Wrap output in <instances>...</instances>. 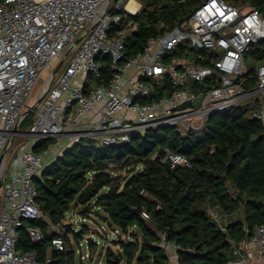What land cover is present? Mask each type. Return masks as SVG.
<instances>
[{"label": "built area", "instance_id": "1", "mask_svg": "<svg viewBox=\"0 0 264 264\" xmlns=\"http://www.w3.org/2000/svg\"><path fill=\"white\" fill-rule=\"evenodd\" d=\"M129 1L0 0V157L6 149L0 185V264H55L48 251L40 259L36 252L17 250L23 227L30 241L44 238L28 221L50 223L36 202L33 182L43 168V152L34 149L42 140L65 138L69 145L85 141L107 147L166 126L201 136L210 115L245 102L264 126V63L257 67L255 86L245 87L241 79L244 54L264 39V19L255 9L202 0L188 18L149 37L140 51L127 57L124 38L131 23L119 26L127 14L139 10L136 2L135 10H129ZM67 56L68 64L52 77L51 62L63 63ZM105 56L111 72L105 84H96ZM42 71L48 72L45 79ZM205 80L215 84L208 87ZM36 84L40 87L33 93ZM27 110L32 117L24 130L20 125ZM161 161L171 168L190 166L184 154L167 149ZM140 215L149 220L145 210ZM100 232L109 241L104 226ZM111 232L110 242L120 236L117 228ZM166 235L160 232L154 245L179 264L180 247ZM89 239L98 244L88 238L87 248ZM49 240V251H73L61 233ZM83 240L76 242L79 248ZM230 252L226 264H264V224L256 226L242 245L232 244ZM79 253L81 260L90 257Z\"/></svg>", "mask_w": 264, "mask_h": 264}, {"label": "trees", "instance_id": "2", "mask_svg": "<svg viewBox=\"0 0 264 264\" xmlns=\"http://www.w3.org/2000/svg\"><path fill=\"white\" fill-rule=\"evenodd\" d=\"M136 14H127L119 28L126 26L124 51L133 56L149 37L164 34L188 18L202 0H135ZM235 7L249 6L264 19V0H225ZM96 84H105L111 72L107 56ZM249 60V62H247ZM206 63V62H205ZM264 63V39L252 44L244 54L243 86L257 83V67ZM210 87V80H205ZM254 107L241 103L225 113H214L206 121L204 133L180 132L166 126L133 134L120 145L97 147L90 142L74 143L63 149L40 174L34 177L36 202L47 216L28 221L44 235L39 243L30 241L25 228L19 229L17 250L47 253L49 237L57 226L66 244L83 239L87 226L66 228L67 214L83 219L99 217L120 236L107 245L105 264H166L164 250L154 245L158 234L177 243L179 264H226L231 245H242L253 229L264 224V126L252 116ZM32 112L20 126L27 127ZM56 140L39 142L42 153ZM184 154L190 166L171 168L161 159L164 152ZM124 173V174H123ZM232 188V191L230 190ZM143 190L144 194H141ZM230 215L220 227L207 209ZM241 208V217L235 212ZM149 220L141 218V211ZM129 235L123 239L121 235ZM95 243L89 239V248ZM53 257L58 255L52 251ZM60 261L73 264V251L59 254Z\"/></svg>", "mask_w": 264, "mask_h": 264}, {"label": "rangeland", "instance_id": "3", "mask_svg": "<svg viewBox=\"0 0 264 264\" xmlns=\"http://www.w3.org/2000/svg\"><path fill=\"white\" fill-rule=\"evenodd\" d=\"M70 56H67L65 58V60L63 61V63L61 64L59 71H61L63 69V67L68 64ZM247 62H249V60H247ZM58 63V60H53L51 62V66H53V68L56 67ZM48 76V72L42 71L41 72V78L45 79ZM40 87L39 84H36L33 93L37 92L38 88ZM124 116H130L129 114L124 113ZM21 129H26V127L21 126ZM65 138H59V139H55V143H52L50 147L47 148L46 151L43 152L42 155V160H44V158H49L51 157V155H53L55 158L57 155L60 154V151H57L55 149L59 148L58 146L64 141ZM18 140V138H15V142ZM97 147H100L99 145H97ZM101 148V147H100ZM124 174V173H123ZM207 212L209 213V215L211 217H214L215 219H219L220 223L224 224V217L223 214L217 210V209H207ZM235 217H241V208H238V211L235 212ZM67 218L68 221L70 222V224L72 225V229L74 231H77L80 228V224H83L85 226L88 227V229L83 231V245L81 246V248L78 247L77 243L72 240L71 238V247L73 250V264H98V262H100V264H103V262H105V256H104V250L106 248L107 245H110L114 250H117V247L114 245H111L110 242V237H111V228L107 225L106 222H104L102 219H100L99 217H94V219L89 218V219H85L83 222L81 221V217L78 216L77 214H75V212H70L67 214ZM104 226L106 228V235H108L109 237V241L105 239V236L103 234H101L100 232V227ZM88 238H92L95 241H98V244L95 245L94 249H89L87 248V243L85 242L86 239ZM79 250L81 251V254L83 256H85L87 253L90 254V257H84L82 260L80 259V253Z\"/></svg>", "mask_w": 264, "mask_h": 264}, {"label": "crops", "instance_id": "4", "mask_svg": "<svg viewBox=\"0 0 264 264\" xmlns=\"http://www.w3.org/2000/svg\"><path fill=\"white\" fill-rule=\"evenodd\" d=\"M130 1H132V0H130ZM129 1V2H130ZM133 1H135V0H133ZM138 5H139V3L137 2V1H135ZM139 7H140V5H139ZM55 143V142H54ZM69 146V144H68V142H67V140L66 139H64V141L58 146L59 148H57V149H55V150H57V151H60V153L62 152V150L63 149H65V148H67ZM7 156H8V154H6ZM54 156L53 155H51V157H49L48 159L47 158H44V160H42V163H43V167L46 165V164H49V162L50 161H52L54 158H53ZM223 217H224V224L223 223H221L222 224V226H225V224L229 221V220H231L230 219V215H223ZM53 230L56 232V233H60V231H63L61 228H59V227H57V226H53ZM47 251L52 255V251H49L48 249H47ZM59 255V254H58ZM58 255H56V256H54L53 257V255H52V257L54 258V262H55V264H67L66 263V261H65V258H64V262H61L60 261V258H61V256H58ZM175 256H172V259H168V257H167V263L166 264H174L175 262H174V258ZM62 259V258H61ZM252 264H263L262 262H257V263H252Z\"/></svg>", "mask_w": 264, "mask_h": 264}, {"label": "water", "instance_id": "5", "mask_svg": "<svg viewBox=\"0 0 264 264\" xmlns=\"http://www.w3.org/2000/svg\"><path fill=\"white\" fill-rule=\"evenodd\" d=\"M81 37H79L78 39H76V41L74 42V44H77V42L80 40ZM61 61L57 64V66L54 68L53 70V74L52 77L56 74L57 70L59 69L60 65H61ZM193 104H196L198 101L196 99L193 100ZM30 112V110H27L24 114V116H26L28 113ZM6 149L3 151L1 157H0V185L2 183L3 177H4V167L2 165V159L5 155ZM230 190L232 191V188L230 187ZM71 227L70 223H66V228L69 229Z\"/></svg>", "mask_w": 264, "mask_h": 264}, {"label": "bare ground", "instance_id": "6", "mask_svg": "<svg viewBox=\"0 0 264 264\" xmlns=\"http://www.w3.org/2000/svg\"><path fill=\"white\" fill-rule=\"evenodd\" d=\"M137 4L135 3V1H130L129 3H128V5H127V7H128V9L129 10H131V11H133V10H135V6H136Z\"/></svg>", "mask_w": 264, "mask_h": 264}]
</instances>
